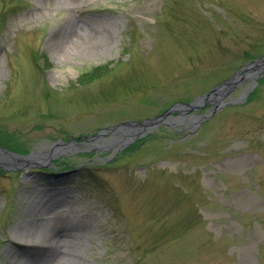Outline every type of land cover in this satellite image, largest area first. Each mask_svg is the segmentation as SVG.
Returning <instances> with one entry per match:
<instances>
[{
    "label": "rangeland",
    "instance_id": "374dc122",
    "mask_svg": "<svg viewBox=\"0 0 264 264\" xmlns=\"http://www.w3.org/2000/svg\"><path fill=\"white\" fill-rule=\"evenodd\" d=\"M261 55L264 0H0V136L32 154L139 122ZM254 83L116 153L0 160V264H264V70Z\"/></svg>",
    "mask_w": 264,
    "mask_h": 264
},
{
    "label": "water",
    "instance_id": "95a60500",
    "mask_svg": "<svg viewBox=\"0 0 264 264\" xmlns=\"http://www.w3.org/2000/svg\"><path fill=\"white\" fill-rule=\"evenodd\" d=\"M264 70V55H261L257 58H255L253 61L246 63L243 65L239 71H237L234 76L231 79L225 80L223 83H219L212 87L209 91L195 97L193 101L190 103H184V102H175L170 107H168L165 111H163L161 114L157 116H153L151 118H147L142 121H126L118 125H113L110 127H103L99 129V131L95 135H86V136H80L77 140L75 138L71 140H61L57 139L45 146L44 150H39L37 152H33L32 154L28 155H18L15 153L7 152L9 155H11L14 159L22 162L27 161V159L32 157H37L39 154H44L46 157L45 159L47 161H50L52 158H56L60 155H67L68 151H71V149H76L79 145H90V141L92 140H99L101 142L107 141L108 146L114 147L115 153L119 151L120 149L124 148L125 146L132 143L137 138H140L143 136L145 131H152V129H155L160 124H167L169 121L170 123H173L177 119H181V117H167L166 116L173 112H178L183 115L185 111H193V110H201L205 105L211 103L213 104V107L208 114H192L184 119L182 117V122L187 123H198L203 119H207L211 116L212 113L220 110L224 106L234 103V101H227L225 102L224 99L225 94L232 89L235 88V86L238 84V82L242 79H253L255 81L254 84L251 85V88H253L256 85V79L261 75L262 71ZM248 92H245L242 94V97H245ZM180 121V120H179ZM107 133L114 134V133H120L121 135L116 137V139L106 138L104 135ZM113 140V141H111ZM92 146V145H91ZM90 147V146H89ZM72 152V151H71ZM114 153V154H115ZM42 158V156H41Z\"/></svg>",
    "mask_w": 264,
    "mask_h": 264
},
{
    "label": "bare ground",
    "instance_id": "6f19581e",
    "mask_svg": "<svg viewBox=\"0 0 264 264\" xmlns=\"http://www.w3.org/2000/svg\"><path fill=\"white\" fill-rule=\"evenodd\" d=\"M41 149V148H40ZM39 151V150H38ZM35 152H37V151H35ZM8 156H11V155H9L7 152H5V151H2V150H0V160L1 161H4V162H6V161H8L9 160V158L10 157H8ZM29 238L30 239H32V238H34V236H32V235H29ZM37 238V237H36ZM43 239H44V241H42V243H44L45 245H47L48 246V243H49V239H47L46 237H43ZM37 240L39 241L40 239L39 238H37ZM41 241V240H40ZM37 246L38 248H36L37 250H43V248H41L37 243H34L33 244V246ZM52 245V244H51ZM48 247H51V246H48Z\"/></svg>",
    "mask_w": 264,
    "mask_h": 264
},
{
    "label": "trees",
    "instance_id": "16d2710c",
    "mask_svg": "<svg viewBox=\"0 0 264 264\" xmlns=\"http://www.w3.org/2000/svg\"><path fill=\"white\" fill-rule=\"evenodd\" d=\"M1 138H2V136H0V143L2 142L1 144H3L4 146H6L7 143H5V142L2 141L4 138H2V139H1ZM17 151H19V152H27V150H23V149H20V150H17ZM93 172H94V171H93ZM99 185H100V186H99ZM99 185H98V187L101 188V187H102V184L99 183Z\"/></svg>",
    "mask_w": 264,
    "mask_h": 264
}]
</instances>
